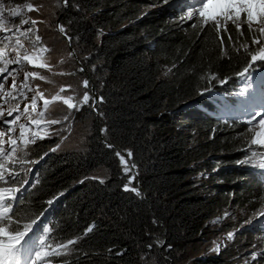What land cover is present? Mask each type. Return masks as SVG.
<instances>
[{
	"label": "trees",
	"instance_id": "trees-1",
	"mask_svg": "<svg viewBox=\"0 0 264 264\" xmlns=\"http://www.w3.org/2000/svg\"><path fill=\"white\" fill-rule=\"evenodd\" d=\"M148 1L69 0L57 12L55 27L60 19L72 37L80 61L75 65L83 67L91 91L103 97L96 105L103 115L90 109L94 122L84 152L46 157L40 183L27 199L35 212L47 208L45 216L52 214L49 222L59 225L58 238L83 237L71 256L58 258L70 264H231L236 253L230 246L203 253L210 221L228 205L227 195L257 202L262 187L238 168L218 170L207 181L200 175L216 168L211 156L227 154L220 162L230 164L244 146L238 135L242 125L229 126L217 114L236 103L235 73L250 57L242 49L221 57L214 32L171 18L177 11L170 6L145 12ZM246 38L247 33L237 46ZM209 69L231 77L216 85L215 99L197 95L206 83L199 77ZM126 149L137 166L132 186L139 187V197L123 190L128 175L114 152ZM102 170L103 183L90 178ZM218 179L233 184L212 185ZM53 197L59 198L49 207L45 202Z\"/></svg>",
	"mask_w": 264,
	"mask_h": 264
},
{
	"label": "snow or ice",
	"instance_id": "snow-or-ice-1",
	"mask_svg": "<svg viewBox=\"0 0 264 264\" xmlns=\"http://www.w3.org/2000/svg\"><path fill=\"white\" fill-rule=\"evenodd\" d=\"M168 2L169 0H164V3ZM68 3L69 0H63V6L66 7ZM57 6H60V0H57ZM178 6L182 10L179 17L182 22L195 21L191 24L193 29L204 32L207 28L215 33L221 57L230 58L231 51L239 53L241 49L250 57L246 58L242 70L235 73L236 77L243 81V86L236 95L244 97L247 94L249 98L241 101L243 119L237 121L233 118V123H244L248 126L244 133L238 134L244 137L247 144L246 156L238 163L264 170V100L257 101L250 92L255 79L254 73L264 66V0H180ZM43 8L44 5L36 0H0V264H70L68 259L61 261L57 258L71 256L76 251L75 246L83 239L81 236L67 240L58 238L59 225L47 221L45 213L48 209L37 213L32 209L31 201L27 199L32 189L40 183L39 174L34 171V166L39 161L30 158L31 146L55 135L60 137V142L50 149L55 152L71 135L75 123L74 112L79 113L88 107L92 112L103 115L96 108L98 103L103 102V97L97 99L94 91L91 94L85 91L80 97L76 95L72 85L61 86L54 95H47L42 89L40 81L54 83L49 74H75L55 71L58 65L67 62L64 58L56 65L50 62V56L47 54L53 49L43 42L37 28V24L44 21H37L29 16L32 12L40 13ZM56 27L71 46L72 37L67 34L66 27L60 23H57ZM246 33L250 40L246 38L237 46L240 38L245 37ZM225 36L228 47H225ZM250 45L256 47L250 48ZM74 55V50L68 53L69 58ZM25 66L45 72L25 70ZM79 71L83 72V67H80ZM20 72H23L22 80L19 78ZM9 77L12 82L6 88ZM199 79L206 83L197 89V95H209L211 99H215L218 95L214 92L216 85L227 84L231 77L220 78L209 69L200 75ZM82 84L83 88H89L88 79H84ZM68 90L73 94H65ZM56 102H61L66 107V114H54ZM21 103L24 104L22 110ZM100 131L106 133L108 129L105 127ZM85 132L87 136L92 134L90 127L85 129ZM253 146L256 150H253ZM106 147L115 148L107 142ZM114 155L119 159L123 173L128 175V182L123 190L141 196L139 187L132 186L137 175L132 171L137 166L130 163L132 151L115 150ZM261 175H264V171H261ZM90 178L104 182L101 177ZM57 198L53 197L45 203L50 207ZM261 199L264 200V197ZM229 215L230 213L225 212L224 218ZM255 215L264 216V206ZM218 222L219 219L213 221ZM94 227L95 225L89 226L84 235ZM234 235L233 232H228L227 240H232ZM222 243L214 242L215 246L211 251L219 253ZM163 244L164 241H157L158 246ZM252 247L257 246L253 244ZM148 248L151 249L152 245L149 244ZM168 248H171V245H168ZM120 254L122 253H118ZM258 257H264V248L251 252L250 260L246 259L245 264L258 261Z\"/></svg>",
	"mask_w": 264,
	"mask_h": 264
},
{
	"label": "rangeland",
	"instance_id": "rangeland-1",
	"mask_svg": "<svg viewBox=\"0 0 264 264\" xmlns=\"http://www.w3.org/2000/svg\"><path fill=\"white\" fill-rule=\"evenodd\" d=\"M20 0H14V2H19ZM37 3H42L44 5V8L41 10L40 13L32 12L29 13V16H31L33 19H36L37 21H44V23H38V34L42 37L43 42L50 48L53 49L51 53H48L47 55L50 56V62L54 65L58 63V61L61 58H64L67 62L64 64L58 65V67L55 69L56 72H67V73H75L74 75H50V78L54 81L52 84H47L45 82L40 81L39 83L42 86V89L46 91L47 95H54L61 86L66 85H72L75 89L76 95L82 97L83 93L85 91H88L90 94L93 93L91 91V86L89 84V88L85 89L83 88V80L87 79L81 71L78 70L75 63H80L77 55H74L73 57L69 58L68 53L72 51L70 49L71 46H69V42L67 39H63V34L59 36V31L55 27V19L57 17V12L61 9L63 5V0H60V6H57V0H36ZM180 3V0H169L168 3L149 0L148 6L144 7L145 12H155L158 10H161L167 6H170L171 8L176 9V14L170 15V17L174 18L177 17L179 22H182L179 17L182 14L181 8L178 6ZM58 23V21H57ZM27 27V25H25ZM74 50V49H73ZM75 52V51H74ZM16 67V66H10ZM261 69H264V66L261 67ZM25 70H36L41 71L42 73L45 72V70L42 69H31L29 66H25ZM260 69H257V73H254V82L252 89H250V92L253 93L257 101L264 100V90H261L262 85L264 84V78L260 77L261 71ZM164 71H168L165 69ZM19 78L23 79V72L19 73ZM11 77H9L8 81L6 82V88L11 85ZM35 83V82H34ZM239 88L233 91V94H235L237 99H234L233 107L229 108H223L221 113L217 114L219 118H222V122L225 123V121H229V126L233 124V118L235 120L239 121L243 119V106L241 104V101L248 100V95L246 94L244 97L237 96L236 93L239 91V89L243 86V81L239 79L238 83ZM65 94H73L71 90H68ZM95 96L98 94L96 91H94ZM31 96V94H29ZM99 98V97H98ZM91 103V101H90ZM42 104V102H41ZM24 104L21 103V110L23 109ZM7 107V106H5ZM90 109L88 107H85L82 109L81 112L76 113L74 112L75 116V123L73 125V130L71 132V135L69 138L64 142L62 147L52 152L50 149L54 148L55 146H49L48 148H43L44 145H48L50 142L53 143H59L60 137L59 136H52L50 139H45L43 141H37V144L31 146V153L30 158L36 159L39 161L34 166V171L38 172L39 174V166L40 164L46 159V157L51 154H61L66 152H84L87 149L88 145V138L85 129L91 128L92 133V126L94 119L90 116ZM67 109L61 102H56L55 108H54V114L55 115H62L66 114ZM15 115V114H14ZM12 117H8V119H11ZM238 125H242V129L244 132L246 131V128L248 127L244 123H236ZM54 127H60V126H54ZM63 135V133L61 134ZM244 146L240 148L237 156L233 157V162L228 163H221L220 158L227 154H222V156L213 155L210 157V162L215 163L217 166L215 169H213L211 172H204L201 174V178L204 181H207L210 176L215 173L218 170L224 169V168H238L240 171H245L246 176L245 179H255L257 180L261 187H262V194L264 197V176L261 175V171L256 169L250 165H242L239 164L238 161L241 159H244L246 156V149L247 144L244 140ZM253 150L255 149V146H253ZM47 153V155H44ZM43 157V159H40ZM223 159V158H222ZM104 171L96 172L93 174V176L90 177H101L105 178ZM232 185V182H227L223 179H218L212 185L222 186V185ZM228 197V205L223 208L218 214L210 221V233L209 238L207 239V242L205 243V247L203 250V253H216L211 251V249L215 246L214 242H223L221 245L220 250H222L226 246H230L231 250L234 251L236 254L231 259V264H245L246 259L250 260V254L253 251H257L260 248H264V216H257V214L262 206H264V200L260 199L257 202H251L248 199H246L244 202L237 200V195L229 194ZM59 198V197H58ZM57 198V199H58ZM262 198V197H261ZM55 200V202L57 201ZM55 202L53 204H55ZM228 212L230 215L227 218H224V213ZM47 221H50L52 214L49 213L46 215ZM43 219V218H42ZM219 219L218 223H213V221ZM251 220V223H245V221ZM228 232H233L234 238L232 240H227L226 236ZM255 244L257 247L253 248L252 245ZM226 245V246H225ZM58 259V258H57ZM251 264H264V257H258V261L251 262Z\"/></svg>",
	"mask_w": 264,
	"mask_h": 264
},
{
	"label": "water",
	"instance_id": "water-1",
	"mask_svg": "<svg viewBox=\"0 0 264 264\" xmlns=\"http://www.w3.org/2000/svg\"><path fill=\"white\" fill-rule=\"evenodd\" d=\"M58 23H60V19H58ZM70 49L73 51V47L72 46L70 47ZM75 55H76V53H75ZM77 61H79V60H77ZM93 91H95L94 88H93ZM95 97L98 99V96L97 95Z\"/></svg>",
	"mask_w": 264,
	"mask_h": 264
},
{
	"label": "bare ground",
	"instance_id": "bare-ground-1",
	"mask_svg": "<svg viewBox=\"0 0 264 264\" xmlns=\"http://www.w3.org/2000/svg\"><path fill=\"white\" fill-rule=\"evenodd\" d=\"M238 88H239V86H238ZM237 88V89H238ZM264 90V84L262 85V87H261V90L260 91H263ZM236 97V96H235ZM264 176V175H263Z\"/></svg>",
	"mask_w": 264,
	"mask_h": 264
}]
</instances>
